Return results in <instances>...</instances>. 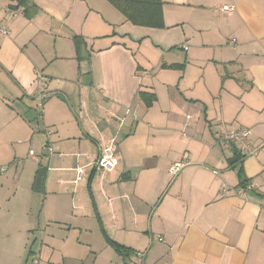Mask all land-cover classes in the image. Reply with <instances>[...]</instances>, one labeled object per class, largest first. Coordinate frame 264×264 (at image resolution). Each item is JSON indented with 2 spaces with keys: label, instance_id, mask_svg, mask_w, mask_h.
<instances>
[{
  "label": "crops",
  "instance_id": "obj_1",
  "mask_svg": "<svg viewBox=\"0 0 264 264\" xmlns=\"http://www.w3.org/2000/svg\"><path fill=\"white\" fill-rule=\"evenodd\" d=\"M162 2L154 28L109 0H0V223L25 220L0 225V254L9 238L23 260L52 226L71 250L47 243L37 264H264V0ZM240 127L253 156L217 144ZM111 143L117 167L94 172Z\"/></svg>",
  "mask_w": 264,
  "mask_h": 264
},
{
  "label": "built area",
  "instance_id": "obj_2",
  "mask_svg": "<svg viewBox=\"0 0 264 264\" xmlns=\"http://www.w3.org/2000/svg\"><path fill=\"white\" fill-rule=\"evenodd\" d=\"M225 9H228L225 7ZM5 10L9 13L16 15L15 11L11 8L7 7ZM0 33L1 35H9L10 30L3 24L0 23ZM38 99L40 101V106H42V100L44 99V95L39 93ZM130 111V109H128ZM190 116H188L189 118ZM53 134V131L49 128L46 129V135L48 138ZM252 134V130L248 127H240L237 129H229L225 128L220 131L217 144L225 148L235 147L239 151L243 152L246 155L253 156L256 153V149L249 143L250 136ZM50 153H53V148L49 147ZM31 154H34V151H30ZM119 163V158L117 155V149L114 143L105 145L101 149L100 156L94 165V170L96 171H112L114 170ZM190 161H177L173 163L169 167V173L172 177H176L179 172L187 165H190ZM6 167L1 168L4 171ZM77 177L74 180V183L77 184L85 175V170L83 168H78ZM228 192V188L226 184L222 185L221 193Z\"/></svg>",
  "mask_w": 264,
  "mask_h": 264
},
{
  "label": "rangeland",
  "instance_id": "obj_3",
  "mask_svg": "<svg viewBox=\"0 0 264 264\" xmlns=\"http://www.w3.org/2000/svg\"><path fill=\"white\" fill-rule=\"evenodd\" d=\"M40 108H41L40 106L39 107L37 106L36 109L34 110L36 117H38V118H39ZM41 124H42V122H41ZM32 148L36 149L34 146H32ZM35 151H37V150H35ZM48 153H49V151H48ZM17 205L20 206L21 204L18 203ZM9 209H10V211H8V209H7L6 213L2 214L0 225L5 224L13 236L14 234H17V233H20L23 231L22 224L24 223L25 220H23V218H22L23 208L16 209V207H15V210H13L11 207H9ZM57 229L58 228L54 229V227H52V226L50 229H47L44 226H40V227L36 226L35 230L32 232L30 242L27 246L26 255L24 256L23 260L21 258V260L18 259V261H16L12 255V254H15V252H17V243L13 242L9 238L4 239V242H3L4 253L0 254V264H19V262H20V264H37V263H35V262H37L36 260L38 258H41V257L44 260V256H42L40 253H37V252L31 253V251H36L37 249L40 250L43 246H46L47 243H50L49 244L50 246H55L56 248L57 247L64 248L66 245V246H69V250H71L70 247H71V244L73 243L72 237H74L76 235V233L70 232L69 233L70 239L68 241H66L65 244L63 243V240H61V238H58V237H56L54 239L49 238V240H48V238L47 239L44 238L45 237V230L51 231V230H57ZM64 230L60 231L61 233H58V234H63V235L68 234ZM0 245H1V243H0ZM43 255H45V257H46V255H48V254H43Z\"/></svg>",
  "mask_w": 264,
  "mask_h": 264
},
{
  "label": "trees",
  "instance_id": "obj_4",
  "mask_svg": "<svg viewBox=\"0 0 264 264\" xmlns=\"http://www.w3.org/2000/svg\"><path fill=\"white\" fill-rule=\"evenodd\" d=\"M22 1V0H21ZM117 9H119L127 20L133 24L154 28H163L165 26L163 16L162 0H109ZM58 93V92H56ZM148 103L155 99L154 95L143 93ZM95 172V170H94ZM42 170H39L34 182L35 189H39L42 185ZM246 187V182H242ZM107 241L122 254H133L136 251L126 247L107 237Z\"/></svg>",
  "mask_w": 264,
  "mask_h": 264
},
{
  "label": "water",
  "instance_id": "obj_5",
  "mask_svg": "<svg viewBox=\"0 0 264 264\" xmlns=\"http://www.w3.org/2000/svg\"><path fill=\"white\" fill-rule=\"evenodd\" d=\"M84 65H85V67H87V66H86V65H87L86 62H84ZM85 67H84V69H85ZM134 254H135V253H134Z\"/></svg>",
  "mask_w": 264,
  "mask_h": 264
}]
</instances>
